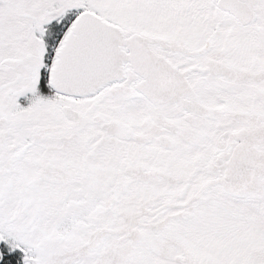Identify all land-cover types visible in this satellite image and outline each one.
<instances>
[{"label":"snow or ice","instance_id":"snow-or-ice-1","mask_svg":"<svg viewBox=\"0 0 264 264\" xmlns=\"http://www.w3.org/2000/svg\"><path fill=\"white\" fill-rule=\"evenodd\" d=\"M0 264H264V0H0Z\"/></svg>","mask_w":264,"mask_h":264}]
</instances>
